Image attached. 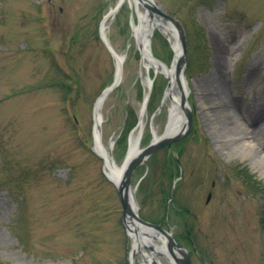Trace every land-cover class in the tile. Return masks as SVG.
<instances>
[{
  "label": "rangeland",
  "instance_id": "obj_1",
  "mask_svg": "<svg viewBox=\"0 0 264 264\" xmlns=\"http://www.w3.org/2000/svg\"><path fill=\"white\" fill-rule=\"evenodd\" d=\"M118 1L0 0V264H129L123 208L94 147L93 109L117 71L101 26ZM155 1L185 30L193 127L137 171L139 215L192 264H264L263 165L250 152L264 157V0ZM134 14L125 2L106 21L110 45L127 57L101 109L117 165L146 97L141 147L153 125L165 132L171 107L166 75L151 70L146 84ZM150 45L172 64L170 37L156 29ZM220 88L238 119L214 97ZM134 264H145L141 254Z\"/></svg>",
  "mask_w": 264,
  "mask_h": 264
},
{
  "label": "water",
  "instance_id": "obj_2",
  "mask_svg": "<svg viewBox=\"0 0 264 264\" xmlns=\"http://www.w3.org/2000/svg\"><path fill=\"white\" fill-rule=\"evenodd\" d=\"M124 2L125 0H119L116 7L110 11L109 15H115L123 6ZM136 5L137 19L139 15L138 7L141 6L143 11L149 15L151 19L158 21L157 25L165 24L168 29L174 30L178 50L175 51L174 54L172 70L174 74V84L180 91L178 101H181V109L179 112L183 114L184 122L179 131L172 134H166L165 132L162 137L157 140H153L147 147L135 151V153L125 161V164L122 167L120 178L118 182L115 183L116 190L123 207V225L126 229L127 235L131 239L130 264L135 263L138 253L143 256L144 261L149 260L150 264H157L153 257L147 258V254L143 253V248H147L153 254L158 255L156 249L151 243V239L156 238L157 235H161L166 238L168 256L172 258L174 264H192L189 252L185 248L179 246L174 238L166 230L140 218L138 214L139 208L135 198V190L137 186L135 188L132 186L133 176L139 166L146 164L147 160L161 148L165 146L171 147L173 143L186 138L191 132L193 125L192 114L187 102V98L183 92V82L186 80L185 72L187 66L186 34L180 22L173 16L166 13L163 9L158 7L154 0H136ZM106 19L107 17L103 19L102 26ZM102 40L105 42L110 52L114 54L113 49L110 47L107 39L102 36ZM136 42L142 54L141 43L137 37ZM148 49L149 50H146L147 52L144 50V53L151 59V61L155 64H158L156 66H164L152 55L150 48ZM164 68L166 69L165 66ZM165 72L168 77L167 90L168 93H171L172 85L170 80V70L166 69ZM121 78L122 66L116 74L114 83L102 93L94 106L93 113L95 126L103 102L107 96L111 94V92L120 84ZM148 98L149 96L146 98V101Z\"/></svg>",
  "mask_w": 264,
  "mask_h": 264
},
{
  "label": "bare ground",
  "instance_id": "obj_3",
  "mask_svg": "<svg viewBox=\"0 0 264 264\" xmlns=\"http://www.w3.org/2000/svg\"><path fill=\"white\" fill-rule=\"evenodd\" d=\"M125 2H128L129 5L132 7L133 12L136 13V11H135L136 6H137L136 0H125ZM136 19L137 18L135 17V14H134L133 19H132V30H133L132 32H133L134 37L135 38L137 37L141 43L143 72L145 73L147 86H149L150 82H151L150 78H149L151 70L155 71V69H158V74H160L162 72L164 75H166V72H165L166 69L170 70V80H171V85H172L171 92H173V93H172L171 107L169 110L168 124L166 127V134H172V133L179 131L183 125V122H184V116L182 113L179 112L181 109L180 108V102L178 101L179 96L176 93H174V90H177V88L174 84L173 70L171 67H167L166 69H164V66H162V65H161V67L156 66L158 64L153 63L151 61V59L144 53V50L146 51V50H149L148 48H150V50L152 51L151 45H150L151 37L154 34V31L156 29H160L168 37L171 38L172 46H173L174 50L177 51L178 45L176 42L175 33H174V30L168 29L165 24L157 25L158 21L151 19L150 16L147 15L144 11L139 12L138 20L136 21ZM102 33L105 37H107V25H106V23L102 27ZM148 44H149V46H148ZM126 58L127 57L124 55L116 54L115 61L117 64V73L120 70L121 65H124ZM183 92L187 98L191 93V90L189 88L187 80H185V82H183ZM223 93H224L223 89L220 88L218 91L214 92V97L217 96L219 102L222 103L223 105H225L226 109H229L230 103L228 100H226ZM168 100H170V99H168ZM168 100H167V102H168ZM232 108L233 107L231 106V109ZM227 114L231 115L232 118L234 116V118L238 119V116L233 114L230 111V109L227 112ZM145 115H146V109L143 107V109L141 111V126H139L138 131L130 137L129 155L130 154L132 155L133 152L141 149L140 138H141L143 131H144ZM102 123H103V116L100 112L99 117L96 121V128H95L96 129L95 130V143H94L95 152L102 159V161L104 163L105 172H106L108 179L110 181L116 183V182H118V180L120 178L122 167H121V165H117V163L115 162V160L111 156L110 149L103 142V137H102L101 130H100ZM152 127H153V139L157 140L160 138L161 135L159 134V131L157 130L155 125H153ZM233 129H236L237 131L242 130V129H239L235 126L233 127ZM254 129H258V128H254ZM262 129L264 130V126H263V128H261L260 131H262ZM246 130H247L246 135L244 134L245 137L243 135H241V137H240L241 140L239 142H237V144L240 145L239 148H241V149L244 148L243 145H246L245 142H247V141L245 139L247 137L250 138V135H251V129L249 128ZM250 152H251V155H253L254 159H258V158L260 159V162L263 165V168H262V171H263L262 175H263L264 174V157L259 155L255 150H250ZM255 165H257L256 162H255ZM151 240H152L151 243H152L153 247L156 249L157 254L167 256L168 251H167V240H166V238L161 236V235H157L156 238H154V239L152 238ZM154 255H156V254H154ZM169 260H171V259H169ZM157 262H158V264H163L161 259H158Z\"/></svg>",
  "mask_w": 264,
  "mask_h": 264
}]
</instances>
